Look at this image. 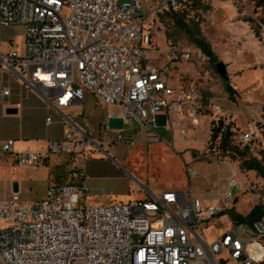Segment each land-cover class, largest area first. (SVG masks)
<instances>
[{
	"label": "built area",
	"instance_id": "built-area-1",
	"mask_svg": "<svg viewBox=\"0 0 264 264\" xmlns=\"http://www.w3.org/2000/svg\"><path fill=\"white\" fill-rule=\"evenodd\" d=\"M208 0H0V27L23 29V53H0V71L59 108L80 105L86 93L105 108L119 107L118 119L154 134L196 125L203 115L199 94L174 89L167 74L175 62L205 59L201 51L175 48L164 38L160 58L153 22L186 15ZM264 50V25L259 24ZM0 94L9 95L0 86ZM219 112V108L214 109ZM47 118V124L50 123ZM264 133V106L245 135ZM126 140L113 128L92 138L70 130L41 152H19L0 142V166L43 163L53 156L72 157L70 180L50 185L44 197L27 205L18 193L0 200V264H264V217L233 219L229 208L234 180L218 201L197 198L190 184L196 174L186 166L188 188L164 191L143 201L88 205L85 163L93 154ZM215 152V149H212ZM211 232V236H208Z\"/></svg>",
	"mask_w": 264,
	"mask_h": 264
},
{
	"label": "rangeland",
	"instance_id": "rangeland-1",
	"mask_svg": "<svg viewBox=\"0 0 264 264\" xmlns=\"http://www.w3.org/2000/svg\"><path fill=\"white\" fill-rule=\"evenodd\" d=\"M259 24L264 25V2L260 0H208L201 8L190 9L185 16L173 19L168 15L153 22L160 52V58H154L157 65L164 63V38H171L180 52L198 50L195 40H201L216 56L213 62L201 52L205 59L175 62L167 74L174 89L192 88L199 94L203 115L196 125L190 124L187 128V132L193 131L195 135L196 141L190 147L194 157L189 152L177 154L168 143L117 144L113 160L104 154L87 160L88 205L136 202L148 198L149 193L183 189L188 186L185 165L196 174L190 184L195 193L224 190L218 194L221 198L229 191V181H235L229 206L235 217L243 218L253 206L264 205V180L255 171L238 169V165L248 159L260 160L264 151L263 133L245 138L249 124L258 120V107L264 106V50ZM21 30L11 26L1 29L0 35L11 38V41L6 40L9 47L23 49ZM14 51L18 55L22 53ZM218 62L226 66V81L216 72ZM215 108L220 111L215 112ZM219 118L224 124L232 125L233 144L245 153L235 161L222 158L221 153L209 150L206 145L209 123ZM54 160L57 161L55 168ZM74 165V159L65 156L51 157L48 163L44 161L34 166L1 165L0 199L4 197L2 185L8 182L12 188L20 184L22 203H36L44 197L48 186L67 183Z\"/></svg>",
	"mask_w": 264,
	"mask_h": 264
},
{
	"label": "crops",
	"instance_id": "crops-1",
	"mask_svg": "<svg viewBox=\"0 0 264 264\" xmlns=\"http://www.w3.org/2000/svg\"><path fill=\"white\" fill-rule=\"evenodd\" d=\"M8 28L10 27H0V30ZM20 28L22 29V27ZM21 35L23 36V29L21 30ZM6 40L11 41V38L9 36L0 35L1 54H5L10 50L14 51L15 49L19 51V53H23V49L20 47H9ZM0 86L8 87L9 89L8 96L0 94V142L12 141L15 151L41 152L45 150L51 142L62 139L64 134L70 130L82 132L95 138L98 134L103 135V133L108 132L110 129L119 128L122 129L128 141L152 144L168 143V147L177 154L189 152L190 155L194 157L193 150L190 148L196 141L193 131L189 130L186 137H182L178 130L170 131L166 129L162 119H158L156 124L152 123L154 132L152 135V133L148 131L138 129L133 122L122 123L118 119L120 115L119 107L109 105L102 108L91 93L85 94L80 105L59 109L47 103L39 93L27 87L18 77L5 70L0 71ZM47 118L51 120L48 124L46 122ZM184 126L189 128L190 123L187 122ZM207 131L208 138L206 145H208L210 139L208 128ZM104 147L108 159L113 160L117 146L112 145L107 147L104 145ZM101 155L103 154L99 152L93 154L92 157L98 158L101 157ZM54 157L55 156H53V158ZM50 159L51 157L46 160V163H48ZM56 162L57 161L54 160L52 163L54 168L56 167ZM114 163L117 164L115 161ZM87 164L88 161L85 163L83 170L84 182ZM2 165L11 166L13 168L16 167L12 164L10 159L4 161ZM19 185L17 191L13 192L11 184L8 182L3 184L2 190L4 191V197L0 200L8 199L12 193H18L20 197ZM187 188L188 186H185L183 189L172 188L164 191L181 192L185 191ZM164 191L156 194L149 193V197L153 195L158 196ZM223 191L224 190L219 192L198 190L197 193L194 192V194L203 201L215 202L220 199L218 198V194H222ZM145 199L138 201H143Z\"/></svg>",
	"mask_w": 264,
	"mask_h": 264
},
{
	"label": "trees",
	"instance_id": "trees-1",
	"mask_svg": "<svg viewBox=\"0 0 264 264\" xmlns=\"http://www.w3.org/2000/svg\"><path fill=\"white\" fill-rule=\"evenodd\" d=\"M264 2V0H260ZM203 5H198L195 9L201 8ZM173 19H176L178 14L170 15ZM185 16V15H182ZM177 24H179V20H176ZM184 26V24H182ZM197 46L201 50V52L209 58L210 61L215 62L216 56L210 51L209 46L200 41L195 40ZM226 81V79H225ZM226 90L231 93L232 90L229 87H226ZM209 132L210 139L208 142V149L217 150L222 158H230L232 161H235L236 157L242 156L244 151L240 150L237 146L233 144L234 132L232 131L231 124H224L222 119H217L216 121H211L209 123ZM264 134V133H263ZM217 145V148L215 147ZM240 159V158H239ZM239 170L242 171H255L257 175H259L264 180V151L261 153V159H248L238 165ZM231 217L233 219H240L243 221H255L264 217V205H255L251 208L249 213L245 217H235L232 209L229 211Z\"/></svg>",
	"mask_w": 264,
	"mask_h": 264
},
{
	"label": "water",
	"instance_id": "water-1",
	"mask_svg": "<svg viewBox=\"0 0 264 264\" xmlns=\"http://www.w3.org/2000/svg\"><path fill=\"white\" fill-rule=\"evenodd\" d=\"M215 69H216V72L217 74L222 78V79H227V71H226V66L224 63L222 62H218L216 63L215 65ZM108 157V155H107ZM17 191V186L16 184L13 185V192H16Z\"/></svg>",
	"mask_w": 264,
	"mask_h": 264
}]
</instances>
